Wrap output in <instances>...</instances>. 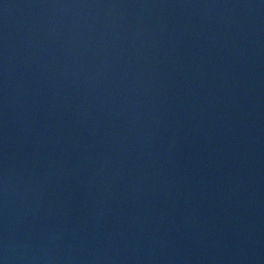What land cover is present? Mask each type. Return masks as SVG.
Returning <instances> with one entry per match:
<instances>
[{
    "label": "water",
    "instance_id": "obj_1",
    "mask_svg": "<svg viewBox=\"0 0 264 264\" xmlns=\"http://www.w3.org/2000/svg\"><path fill=\"white\" fill-rule=\"evenodd\" d=\"M0 264H264V0H0Z\"/></svg>",
    "mask_w": 264,
    "mask_h": 264
}]
</instances>
